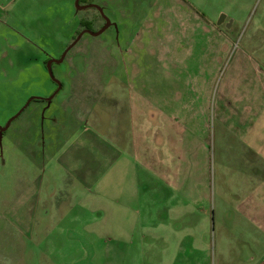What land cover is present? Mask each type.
Instances as JSON below:
<instances>
[{"label":"rangeland","instance_id":"rangeland-1","mask_svg":"<svg viewBox=\"0 0 264 264\" xmlns=\"http://www.w3.org/2000/svg\"><path fill=\"white\" fill-rule=\"evenodd\" d=\"M75 1L0 0V264H219L221 253L244 262L249 247L217 222L224 186L211 112L223 73L214 60L237 47L264 54V0H93L102 14ZM87 20L92 32L110 25L92 36ZM222 39L230 48L218 54ZM149 100L188 123L176 166L191 186L167 187L131 158L105 192L47 197L48 186H66L53 157L77 130L97 120L109 132L118 121L129 140L132 107L149 137ZM241 156L229 171L244 179Z\"/></svg>","mask_w":264,"mask_h":264},{"label":"crops","instance_id":"crops-1","mask_svg":"<svg viewBox=\"0 0 264 264\" xmlns=\"http://www.w3.org/2000/svg\"><path fill=\"white\" fill-rule=\"evenodd\" d=\"M219 43L218 54L222 47L226 50L230 48L224 39ZM214 62L219 64V73H223L211 114L217 139L216 156L219 157L218 183L224 186L218 204L221 214L218 221L214 218L226 224L228 229L232 228V239H239L249 247L248 258L245 256L244 262L235 259L238 264H264V54H247L237 47L229 56L217 55ZM114 95L110 94L112 102L107 103L114 108L113 112L121 106L116 97L118 94ZM145 104L149 126L144 131L149 132V137L145 132L142 137L139 126L136 128L132 105L129 116L134 131L129 140L125 138L118 121L111 122L109 132L105 129L100 132L98 126L103 127V123H97V120L92 121L93 127L77 130L71 137L70 145L63 151H57L53 157L55 166L62 171L66 186H48L47 197L56 202L57 191H64L67 196L72 194L74 198L79 195L87 198L92 192H101L100 186L105 192L104 187L108 189L113 180L112 174L121 168V161L131 158L142 163L144 168L146 165L150 176H154L155 181L160 179L167 187L191 186L190 180L181 179L180 168L176 166V161L180 162L184 157L183 134L188 123H184L180 116L168 113L169 103L165 108L159 107L157 102ZM202 111H205V106L199 105V116ZM234 155L236 158L242 155L241 158L246 161L244 179L239 174L233 176L229 171L228 161L231 162ZM29 189L30 186L24 193ZM51 207L55 215L57 211L61 212L57 204ZM48 213L45 212L44 216L48 217ZM239 230L242 232L239 233ZM223 257L221 253L219 264H227Z\"/></svg>","mask_w":264,"mask_h":264},{"label":"water","instance_id":"water-1","mask_svg":"<svg viewBox=\"0 0 264 264\" xmlns=\"http://www.w3.org/2000/svg\"><path fill=\"white\" fill-rule=\"evenodd\" d=\"M75 6H76V8L77 9H82L81 7H78V0H76L75 1ZM87 6H85V8H86ZM89 7H94V8H96L97 10H98V12L100 13V14H102L101 13V9L98 7V6H95V5H89ZM224 20H225V15H220V17H219V19L217 20V22H216V26L217 27H220V26H222V24L224 23ZM110 24H109V21H107L106 20V25H105V27H104V29H102V30H100V31H98V32H92V31H89V34H91L92 36H97V35H99L100 33H102L103 32V30H105L108 26H109ZM84 32H88V31H84ZM63 59V56L61 57V59L59 60V61H61ZM50 63L51 62H49L48 63V70L50 69L49 67H50ZM47 100H50V98H48Z\"/></svg>","mask_w":264,"mask_h":264},{"label":"flooded vegetation","instance_id":"flooded-vegetation-1","mask_svg":"<svg viewBox=\"0 0 264 264\" xmlns=\"http://www.w3.org/2000/svg\"><path fill=\"white\" fill-rule=\"evenodd\" d=\"M89 5H93V1H90V0H78V7H81L82 9H80V10H84V9H89V8H93V9H95V10H97L96 8H94V7H89ZM85 6H87L86 8H85ZM77 10H79V9H77ZM79 10V11H80ZM98 11V10H97ZM86 22H88L89 23V20H87ZM225 24H226V22H225V20H224V23L222 24L223 26H225ZM83 30H85V31H89V29L88 28H85V27H81ZM51 62H55V61H51ZM59 88H60V86H59ZM31 100H37V101H49V100H47V99H41V98H37V97H33ZM2 130H4V129H2Z\"/></svg>","mask_w":264,"mask_h":264},{"label":"trees","instance_id":"trees-1","mask_svg":"<svg viewBox=\"0 0 264 264\" xmlns=\"http://www.w3.org/2000/svg\"><path fill=\"white\" fill-rule=\"evenodd\" d=\"M93 1V0H90ZM81 27L88 28L89 30H92V23L91 22H86V21H81L80 22Z\"/></svg>","mask_w":264,"mask_h":264}]
</instances>
